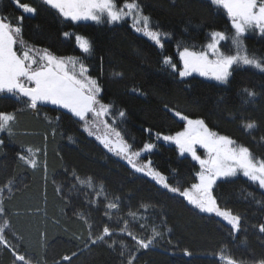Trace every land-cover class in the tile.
Returning a JSON list of instances; mask_svg holds the SVG:
<instances>
[{
	"label": "trees",
	"instance_id": "1",
	"mask_svg": "<svg viewBox=\"0 0 264 264\" xmlns=\"http://www.w3.org/2000/svg\"><path fill=\"white\" fill-rule=\"evenodd\" d=\"M21 3L35 7L36 13H24L14 0H0V12L21 27L23 43L40 52L75 57L88 67L103 88L111 120H117L115 129L133 151L144 152L138 162L150 159L171 186L190 187L198 171L174 145L157 138L184 130L186 123L175 111L203 119L210 129L249 147L257 161L264 160V72L237 68L229 82L220 85L198 76L180 78L163 63L171 57L179 71L184 47L205 44L215 31L232 32L230 20L210 0H116L118 8L140 5L138 12L163 36V49L129 22L74 23L43 0ZM75 35L88 38L93 51L82 53ZM243 44L249 56L264 60V37H245ZM21 106L0 97V112H17ZM38 112L36 117L16 113L18 134L0 136V187L10 186L4 220L11 231L6 230L5 240L31 264H69L61 258L73 253L70 264H125L132 255L133 264H228L229 259L258 264L264 259V233L259 232L264 192L256 184L236 177L218 182L214 189L220 206L241 217V229L234 233L220 218L199 213L150 178L133 174L71 114L50 106H39ZM248 123L256 127L247 129ZM107 131L103 125L93 128L101 138ZM147 143L155 145L150 153L143 148ZM26 145L38 150L41 163L35 169L21 162ZM81 181H91L92 187ZM109 203L117 207L110 209ZM104 227L113 235L92 245L90 239ZM129 232L152 244L140 248ZM154 232L161 235L153 238ZM185 251L192 255L185 256ZM0 264H18L1 243Z\"/></svg>",
	"mask_w": 264,
	"mask_h": 264
},
{
	"label": "snow or ice",
	"instance_id": "2",
	"mask_svg": "<svg viewBox=\"0 0 264 264\" xmlns=\"http://www.w3.org/2000/svg\"><path fill=\"white\" fill-rule=\"evenodd\" d=\"M17 7L24 13L34 14L37 9L21 0H14ZM45 5L65 19L71 22H94L101 23L103 16L107 17V22L116 25L126 17L133 16V12H138L140 5L136 3H126L123 5L128 11L117 8L116 0H43ZM215 5L221 6L227 13L231 26L235 30V37L232 43L238 48L242 47V37L250 30H258L260 35H264V0H211ZM134 23L131 25L137 33H142L146 38L154 41L161 49V33L149 30L148 17H133ZM23 20V16L18 18V23ZM143 21V27H139ZM21 27L13 26L5 18L0 17V94L11 95L13 97H25L32 109H37L38 105H51L65 110L79 121L83 122V131L90 137H95L99 144L108 153L119 158L133 174H142L150 178L157 185L161 186L169 193L175 194L199 213L208 214L220 218L227 225L231 226L234 233L241 229V217L233 214L218 203L214 189L218 182L236 178L240 175L251 182L257 183L264 189V160L257 161L249 147L241 146L236 140L221 135L210 129L203 119H191L180 111H175L174 116L186 123L184 130L177 131L173 135L157 134V138L164 142L175 145L179 150V155L190 157L196 165V181L190 187L184 188L171 186L164 174L155 170L149 159L146 163H139L140 151H133L115 128L109 127L106 118L109 115V105L103 102V88L96 78L89 75V68L80 63L75 57L63 58L44 50L34 52L30 48H25L20 39ZM67 38V34H65ZM228 37L221 31L212 33V42L207 44V50L193 51L187 47L179 52V62L182 66L177 71V65L172 62L171 57L163 60L174 73L180 78H187L193 75L205 77L217 82L220 85L227 84L233 73L234 65L243 64L254 66L256 69L264 71V66L248 55H229L221 50L220 43L227 41ZM75 43L82 53L89 54L93 51L88 38L82 35H75ZM20 44L24 49L17 52L16 46ZM250 97H255L254 92H249ZM90 115L95 120H90ZM120 116H124L120 112ZM15 120V115L7 112H0V132L10 128L11 122ZM100 123H104L107 133L101 138L95 136L93 128H97ZM247 129L256 127L255 123L245 125ZM151 131V130H146ZM111 137H114L111 138ZM2 143V141H0ZM145 153L154 150L155 145L147 143L143 145ZM201 150V151H198ZM21 159H25L21 157ZM25 163L35 168L34 159H26ZM88 187H92L91 181H81ZM117 207L115 203H109L108 208ZM6 210L3 203L2 190H0V241L4 242L6 250H10L14 261L18 264H31L26 256L19 254L14 247L7 244L5 232L11 231L7 220H4ZM259 232L264 233V224L260 225ZM112 232L107 227L103 228L101 235L95 239H90L92 245L106 242L105 237H111ZM132 236L142 249H148L152 240ZM161 233L154 232L153 238ZM185 256H191V252L185 251ZM64 255L63 262L73 261V256ZM123 255V253H121ZM135 255L125 261V264H133ZM228 264H237L235 260L229 259ZM264 264V259L258 261Z\"/></svg>",
	"mask_w": 264,
	"mask_h": 264
},
{
	"label": "rangeland",
	"instance_id": "3",
	"mask_svg": "<svg viewBox=\"0 0 264 264\" xmlns=\"http://www.w3.org/2000/svg\"><path fill=\"white\" fill-rule=\"evenodd\" d=\"M211 1V0H210ZM228 19H229V17H228V15H227V13H226V11L221 7V6H218V5H215ZM118 8V7H117ZM118 9H121L122 11H128V9H126V8H124V7H120V8H118ZM136 16H139V17H144V16H141V14L139 13V12H133V16H131V17H126L124 20H122L120 23H123V22H129L130 24H133L134 23V19H133V17H136ZM0 17H2V18H5L6 19V21L7 22H9L10 21V17H8L7 15H4V14H2V12H0ZM230 20V19H229ZM17 23H18V21H17ZM20 23V22H19ZM74 23H94V22H74ZM120 23H118V24H120ZM230 23H231V21H230ZM94 24H97V23H94ZM99 24H106V25H112V24H109L108 22H107V17L106 16H103L102 18H101V23H99ZM13 25V24H12ZM15 25V24H14ZM117 25V24H116ZM15 26H18L17 24L15 25ZM139 27H143L144 25H143V21L141 20V24L140 25H138ZM148 27H149V30H152L151 28H150V24H149V22H148ZM152 31H155V30H152ZM140 34H142V33H140ZM143 35V34H142ZM227 37H228V40L227 41H222L221 43H220V47H221V50L222 51H224L226 54H229V55H236V54H241V55H248L247 54V52L245 51V48H244V44H243V41H244V38L245 37H264V35H260L259 34V32H258V30H255V29H253V30H250L249 31V33L247 34V35H245L244 37H242L241 39H242V44H243V46L242 47H240V48H238L235 44H233L232 43V39H233V37H235V30L232 28V32L229 34V35H227V34H225ZM160 39H161V43H162V40H163V36L161 35V37H160ZM212 42V34H210V36L208 37V40H207V42L205 43V44H203V45H201V46H198V47H196V48H188L189 50H193V51H202V50H207V44L208 43H211ZM24 47L25 48H30V49H32L34 52H40V51H38V50H35L34 48H32V47H30V46H27V45H25L24 44ZM185 48V47H184ZM183 48V49H184ZM183 49L181 50V51H183ZM16 50H17V52L19 53V52H21V51H23L24 49L21 47V45L20 44H17V46H16ZM249 56V55H248ZM63 58H70V57H63ZM249 58H252V59H255V58H253V57H251V56H249ZM256 60V59H255ZM258 62H260L261 63V65L262 66H264V60H257ZM237 68H251V69H254V70H256V71H260V72H264V71H261L260 69H256L254 66H245V65H243L242 63L241 64H238V65H234V67H233V70L234 69H237ZM193 76H198V75H193ZM193 76H191V77H193ZM198 77H200V76H198ZM187 78H190V77H187ZM200 78H203V79H205V80H208V81H211V82H215V81H212L211 79H208V78H205V77H200ZM215 83H217V82H215ZM2 95H5V94H0V97L2 96ZM5 96H7L8 98H11V99H13L14 101H16V102H21L22 103V106H21V109L20 110H18L17 112L16 111H14V112H7V113H12V114H14L15 115V120L13 121V122H11V125H10V128L8 129V130H6V131H4V132H0V136L2 135V134H6L7 136H13V135H17L18 134V131H16L15 130V128H14V124L16 123V120H17V117H16V113L18 114V113H23V112H28V113H30V115H32L33 117H36L37 115H38V109H39V106H50V107H54V106H51V105H38V108L37 109H32L30 106H29V103L28 102H25V101H23L22 100V98L23 97H20V96H17V97H13V96H11L10 94L9 95H5ZM54 108H56V107H54ZM65 111V110H64ZM110 115V114H109ZM107 116L106 118H102V120H106V122L108 123V125H109V127H111V128H115V125H116V119H112L111 120V118H110V116ZM42 119H43V121L44 122H46L47 124H49L50 123V120L48 119V118H46V117H42ZM109 121V122H108ZM99 125H103L104 126V123H100ZM105 127V126H104ZM21 135H27V134H31V133H24V132H21L20 133ZM31 135H33V134H31ZM168 143V142H167ZM171 144V143H170ZM173 145V144H172ZM175 146V145H174ZM176 147V146H175ZM177 148V147H176ZM23 149H25V151H26V157H25V159H22L21 160V162H22V164H24V165H27L29 168H33V167H31L29 164H27V163H25V160L26 159H34L35 160V163H36V167H38V165L41 163L40 162V159H39V156H38V150H36L35 149V147H33V146H31V145H26V146H24L23 147ZM178 149V148H177ZM198 151H201V150H198ZM142 153H144V152H142ZM142 153H141V155H142ZM184 157H187V158H189L190 159V157H188L187 155H185ZM21 158V157H20ZM19 159V158H18ZM35 167V168H36ZM35 168H33V169H35ZM238 177H242V175H240V176H238ZM242 178H244V177H242ZM244 179H246V178H244ZM248 180V179H247ZM252 183H254V182H252ZM254 184H256L257 186H258V184L257 183H254ZM259 187V186H258ZM260 188V187H259ZM9 189H10V186H7V187H4V189H2L1 187H0V190H2V196H3V203H4V201H6V199L10 196L9 195ZM261 189V188H260ZM263 192H264V189H261ZM4 192H6V194H4L3 195V193ZM12 192V191H11ZM10 194H12V193H10ZM9 199V198H8ZM208 215V214H207ZM0 223H2L1 221H0ZM226 223V222H225ZM0 243L4 246V242H2V241H0Z\"/></svg>",
	"mask_w": 264,
	"mask_h": 264
}]
</instances>
